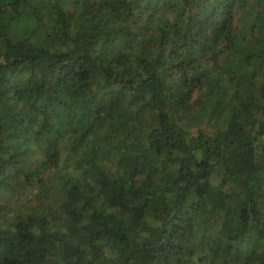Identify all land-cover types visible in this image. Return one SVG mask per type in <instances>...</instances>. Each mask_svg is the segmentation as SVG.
Listing matches in <instances>:
<instances>
[{"label": "trees", "instance_id": "obj_1", "mask_svg": "<svg viewBox=\"0 0 264 264\" xmlns=\"http://www.w3.org/2000/svg\"><path fill=\"white\" fill-rule=\"evenodd\" d=\"M0 264H264V0H0Z\"/></svg>", "mask_w": 264, "mask_h": 264}, {"label": "rangeland", "instance_id": "obj_2", "mask_svg": "<svg viewBox=\"0 0 264 264\" xmlns=\"http://www.w3.org/2000/svg\"><path fill=\"white\" fill-rule=\"evenodd\" d=\"M11 193V192H10ZM8 203L14 207H25L26 209H33L39 204V200L32 193L28 195L15 193L14 195L10 194L8 198ZM42 203V202H41ZM40 205V204H39ZM14 212L8 213V216H12Z\"/></svg>", "mask_w": 264, "mask_h": 264}]
</instances>
